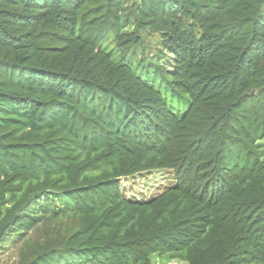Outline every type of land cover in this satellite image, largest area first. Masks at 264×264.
<instances>
[{
  "label": "trees",
  "instance_id": "1",
  "mask_svg": "<svg viewBox=\"0 0 264 264\" xmlns=\"http://www.w3.org/2000/svg\"><path fill=\"white\" fill-rule=\"evenodd\" d=\"M263 141L264 0H0L4 264H264Z\"/></svg>",
  "mask_w": 264,
  "mask_h": 264
},
{
  "label": "rangeland",
  "instance_id": "2",
  "mask_svg": "<svg viewBox=\"0 0 264 264\" xmlns=\"http://www.w3.org/2000/svg\"><path fill=\"white\" fill-rule=\"evenodd\" d=\"M153 40L156 41V39ZM139 59H144V56L140 54ZM188 107V104H187ZM264 142V141H263ZM175 174L173 171L161 170L155 171L151 173L142 174L135 179L124 180L122 182V189H125L126 196L130 197H138V198H149L151 196H155L167 187H172L175 185ZM58 201V200H57ZM14 257V249H10L7 252H1L0 260L1 264H4L10 260H13ZM156 264H164L161 259L157 260ZM168 264H184L178 261H172Z\"/></svg>",
  "mask_w": 264,
  "mask_h": 264
}]
</instances>
